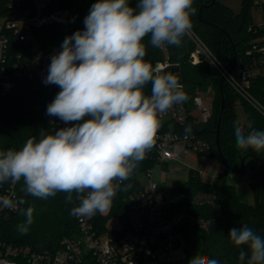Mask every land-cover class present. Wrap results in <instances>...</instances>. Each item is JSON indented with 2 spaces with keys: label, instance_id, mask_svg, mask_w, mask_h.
Returning a JSON list of instances; mask_svg holds the SVG:
<instances>
[{
  "label": "clouds",
  "instance_id": "1",
  "mask_svg": "<svg viewBox=\"0 0 264 264\" xmlns=\"http://www.w3.org/2000/svg\"><path fill=\"white\" fill-rule=\"evenodd\" d=\"M196 11L193 0H139L135 8L129 0L94 3L85 29L64 39L44 79L61 89L46 114L77 123L52 134L41 129L39 140L0 151V185L23 179L26 195L47 199L64 192L67 203H73L75 193L79 204L70 210L74 217L107 211L121 183L154 147L161 115L189 99L174 74L156 73L145 60L144 38L150 36L155 48L179 46ZM149 83L151 94L146 95ZM233 127L239 149L264 150V131L248 124L252 130L245 132L239 121ZM190 132L186 127L185 133ZM25 204L14 193L0 196V209L25 217L17 225L21 235L33 223L34 208ZM228 237L233 245L247 247L239 252V264H264V238L247 224L232 228ZM189 264L219 261L196 254Z\"/></svg>",
  "mask_w": 264,
  "mask_h": 264
},
{
  "label": "trees",
  "instance_id": "2",
  "mask_svg": "<svg viewBox=\"0 0 264 264\" xmlns=\"http://www.w3.org/2000/svg\"><path fill=\"white\" fill-rule=\"evenodd\" d=\"M7 1L0 0V11ZM96 2L98 0H51V10L63 11L65 15L56 24L42 29L45 31L44 38L47 43L51 46H60L66 37L77 30L85 29L84 19ZM138 2L139 0H129V5L135 8ZM253 4L254 0H243L241 10L235 12L221 0H216L215 3L213 0H193V7L197 11L191 17L192 29L229 69L238 67L241 59L246 58V51L252 47L251 43L264 36V29H254L256 26L253 24L251 13ZM149 40L150 36L144 38L145 60L151 63L153 70L158 63H164L167 72L177 77L189 97L184 102L190 113L188 121L183 125L173 121L161 122L158 133L185 134V128L190 126L191 132L188 134L207 142L210 146L209 156L220 157L225 164L226 172L244 173L246 160L249 157L257 156L260 162L258 171L253 174L252 188L255 195L253 204L240 200L233 185L222 186L217 179L212 183L204 182L200 172L195 169L189 171V179L181 186L182 193L189 195L199 192L214 194L220 205L221 212L218 215L212 209L192 210L196 214L206 212L207 216L212 218L210 228L198 233L201 239L200 255L216 259L219 264H239V252L247 251V247L233 245L228 237L230 230L239 229L247 224L264 238V175L261 167V164L264 165V150L257 152L252 149H239L236 145L233 123L239 121L244 126L245 132L252 129L264 131V117L248 102L239 98L213 65L206 61L193 63L191 54L195 45L187 34L182 38L179 46L165 44L155 48L151 46ZM210 90L214 93L211 117L207 122L197 123L191 115L195 110V99L200 93L205 94ZM144 91L146 95L151 94V83L145 86ZM253 93L264 100L263 90L260 87L253 89ZM236 101H240L244 106L247 115V121L244 123L237 116ZM51 102L52 93L29 80H20L5 96L0 94V151L18 150L29 139L39 140L41 129H44L46 134L54 133L49 115L46 114L47 106ZM220 114L218 141L217 128ZM248 124L252 125V129L247 127ZM244 158L246 160L243 167ZM154 165V160L148 156L139 163L130 178L117 191L113 215L125 217L127 205L125 208L123 199L140 188L138 174ZM128 185L131 187H127ZM22 186L23 179L16 183V195L25 198L26 204L23 207L34 208L33 223L28 233L21 235L17 225L23 223L25 217L18 211L8 215L2 222L0 240L15 247H30L33 251L57 250L64 237L72 236L78 231L75 217L70 215V210L77 206L75 193L73 203H67L65 199L67 193L58 192L55 196L40 199L26 195L21 191ZM118 201L124 205L123 209L118 208ZM193 242L194 238H190L189 246ZM189 248L187 258L173 264H189L193 257ZM18 260L21 264L25 263L22 258Z\"/></svg>",
  "mask_w": 264,
  "mask_h": 264
},
{
  "label": "built area",
  "instance_id": "3",
  "mask_svg": "<svg viewBox=\"0 0 264 264\" xmlns=\"http://www.w3.org/2000/svg\"><path fill=\"white\" fill-rule=\"evenodd\" d=\"M263 4L264 0H257L256 6L263 11ZM50 5L51 0H8L0 11L2 96L11 92L20 80L33 81L51 92L52 102L61 91L57 85L44 83L51 57L62 49L61 45H49L44 34H38V31L56 24L65 15L63 11H52ZM254 29H264V23ZM187 35L195 45L191 54L193 63L206 61L213 65L239 98L264 117V100L253 93V89L260 87L264 94V36L251 43L252 47L246 51V58L241 59L238 67L229 69L192 28ZM154 72L166 73L167 67L158 63ZM202 95L200 93L195 99V110L191 113L197 123L207 122L212 114L213 99L208 106ZM189 116L185 103L175 104L161 115V122L173 121L183 125ZM49 119L55 131L77 123H65L54 116ZM191 151L209 156L210 146L191 134L157 133L154 147L146 153L155 162L154 167L144 171L149 184L140 183L139 189L123 199L125 208L127 205L125 217L114 214L117 218L114 226H109L110 217H104L100 212L75 217L77 233L64 237L55 251H33L30 247H15L0 240V264H21L19 258L25 260L23 264H173L185 260L188 248H191L190 238L207 231L212 225V218L206 212L196 214L192 210L212 209L220 214L217 197L199 192L167 198L152 176L153 168L170 161H181ZM15 187L16 183L11 182L0 185V196L14 193L17 197ZM115 197L117 195L112 200L111 211L115 209ZM118 203V208L123 209L124 205ZM16 212L0 209V229L3 219Z\"/></svg>",
  "mask_w": 264,
  "mask_h": 264
},
{
  "label": "rangeland",
  "instance_id": "4",
  "mask_svg": "<svg viewBox=\"0 0 264 264\" xmlns=\"http://www.w3.org/2000/svg\"><path fill=\"white\" fill-rule=\"evenodd\" d=\"M221 2L232 8L235 12H239L242 8L243 0H221ZM257 0L251 7L254 26H262L264 23L263 11L256 6ZM45 31L39 30L38 34H44ZM213 91L202 95V99L210 106L213 99ZM235 109L239 120L244 123L247 121V115L244 106L240 101H236ZM259 160L256 157H249L246 160L245 172H226V167L223 161L218 156H207L201 153L188 152L181 161H170L168 164H160L157 168H153L152 180L157 182L162 187L167 198H175L182 193L181 186L189 179V171L195 169L200 172L202 180L206 183H212L218 180L220 185H233L237 189L240 200L253 204L255 195L252 188L253 174L258 171ZM138 179L142 185L149 184V178L145 172L138 174ZM261 196V195H260ZM108 219V225L114 226L117 218L112 214L111 207L102 213ZM193 256L200 255L201 239L200 235L196 234L194 242L191 245Z\"/></svg>",
  "mask_w": 264,
  "mask_h": 264
},
{
  "label": "water",
  "instance_id": "5",
  "mask_svg": "<svg viewBox=\"0 0 264 264\" xmlns=\"http://www.w3.org/2000/svg\"><path fill=\"white\" fill-rule=\"evenodd\" d=\"M215 1L216 0H213V3H215ZM223 80V79H222ZM223 108H224V101H223V104H222V111H223ZM221 114H222V112H221ZM221 114H220V120H219V124H218V128H217V139H218V141H219V135H220V125H221ZM245 160H246V158H244L243 159V162H242V166L244 167V165H245ZM261 167H262V171H263V175H264V165L263 164H261ZM242 171H240V173H241Z\"/></svg>",
  "mask_w": 264,
  "mask_h": 264
}]
</instances>
